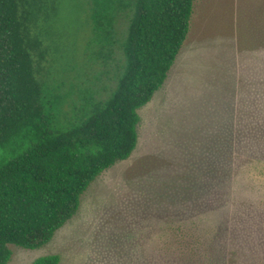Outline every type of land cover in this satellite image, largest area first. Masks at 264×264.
<instances>
[{
    "label": "trees",
    "instance_id": "16d2710c",
    "mask_svg": "<svg viewBox=\"0 0 264 264\" xmlns=\"http://www.w3.org/2000/svg\"><path fill=\"white\" fill-rule=\"evenodd\" d=\"M45 1L0 0V264L11 262V246L49 244L77 214L92 183L131 157L139 110L165 85L196 0H81L89 5V37L79 97L67 109L50 90L48 54L35 28ZM257 52L252 64L241 59L226 67L199 124L174 126L168 152L180 158L175 176L193 182L187 173L196 171L199 187L212 190L238 174L244 145L255 155L245 156L264 160V52ZM108 60L116 67L103 80ZM165 185L166 177L156 181L159 189L168 190ZM247 256L230 259L264 264V256ZM60 261L49 255L33 264Z\"/></svg>",
    "mask_w": 264,
    "mask_h": 264
},
{
    "label": "rangeland",
    "instance_id": "374dc122",
    "mask_svg": "<svg viewBox=\"0 0 264 264\" xmlns=\"http://www.w3.org/2000/svg\"><path fill=\"white\" fill-rule=\"evenodd\" d=\"M193 10L165 85L139 110L131 157L92 183L77 214L49 244L38 250L11 246L9 264L49 255L60 256V264H233L231 254L250 261L264 256V160L244 145L246 161L237 162L240 170L233 167L238 174L210 190L199 187L196 171L187 173L193 182L175 176L180 158L168 152L174 126L199 124L215 102L213 89L226 67L241 59L247 66L253 54L264 52V0H196ZM89 20V5L81 0H46L35 25L48 54L50 90L65 109L79 97ZM112 67V60L104 64L103 80ZM164 177L168 190L156 186Z\"/></svg>",
    "mask_w": 264,
    "mask_h": 264
}]
</instances>
